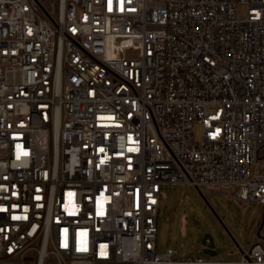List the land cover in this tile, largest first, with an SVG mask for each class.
<instances>
[{"label": "built area", "instance_id": "built-area-1", "mask_svg": "<svg viewBox=\"0 0 264 264\" xmlns=\"http://www.w3.org/2000/svg\"><path fill=\"white\" fill-rule=\"evenodd\" d=\"M261 156L264 0H0V264H264V214L158 251L165 185L264 205Z\"/></svg>", "mask_w": 264, "mask_h": 264}, {"label": "rangeland", "instance_id": "rangeland-1", "mask_svg": "<svg viewBox=\"0 0 264 264\" xmlns=\"http://www.w3.org/2000/svg\"><path fill=\"white\" fill-rule=\"evenodd\" d=\"M246 15V5L239 4L238 16ZM196 139L201 140L203 126L196 125ZM253 175H264V156L251 166ZM235 187L205 193L190 184H167L159 210L158 251L169 247L176 250L175 257L187 258L203 255L216 259H236L243 252L228 233L225 225L239 244L249 249L256 241L263 220L264 205L233 197ZM210 234L215 241L217 254L204 252L203 237Z\"/></svg>", "mask_w": 264, "mask_h": 264}, {"label": "water", "instance_id": "water-1", "mask_svg": "<svg viewBox=\"0 0 264 264\" xmlns=\"http://www.w3.org/2000/svg\"><path fill=\"white\" fill-rule=\"evenodd\" d=\"M199 191H200L201 195L206 199V201L209 202L208 197L205 195V193L201 189H199ZM225 227H226L228 233L230 234V236L233 238V240L239 245L242 252L245 253V249L239 244V242L236 240L235 236L230 231V229L226 225H225ZM202 241H203V244L205 245L204 252L210 253L213 255L217 254L216 244H215L214 238L210 234H208V233L205 234Z\"/></svg>", "mask_w": 264, "mask_h": 264}]
</instances>
